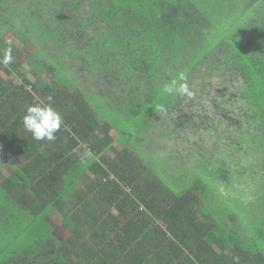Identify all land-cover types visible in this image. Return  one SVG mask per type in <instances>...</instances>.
<instances>
[{
    "label": "trees",
    "instance_id": "1",
    "mask_svg": "<svg viewBox=\"0 0 264 264\" xmlns=\"http://www.w3.org/2000/svg\"><path fill=\"white\" fill-rule=\"evenodd\" d=\"M6 1L0 264H264V2Z\"/></svg>",
    "mask_w": 264,
    "mask_h": 264
},
{
    "label": "clouds",
    "instance_id": "2",
    "mask_svg": "<svg viewBox=\"0 0 264 264\" xmlns=\"http://www.w3.org/2000/svg\"><path fill=\"white\" fill-rule=\"evenodd\" d=\"M0 62L5 65H9L13 62V56L10 50L4 52ZM172 91L182 95H192L186 83H181L174 89L170 88L169 92ZM50 99L51 98H49V100ZM22 123L25 130L31 133L33 139L37 141H54L56 139V133L61 130L63 125V118L50 103H38L27 106L26 113L22 118Z\"/></svg>",
    "mask_w": 264,
    "mask_h": 264
},
{
    "label": "rangeland",
    "instance_id": "3",
    "mask_svg": "<svg viewBox=\"0 0 264 264\" xmlns=\"http://www.w3.org/2000/svg\"><path fill=\"white\" fill-rule=\"evenodd\" d=\"M9 1V0H8ZM6 1V2H8ZM17 0H14L13 2H15ZM0 2H3V0H1ZM29 2V1H28ZM223 2H237V5H241L243 7H247V3L246 2H264V0H223ZM5 3V2H3ZM232 4V3H231ZM231 4H227L226 5V8L227 10L230 11V14H235V4L231 5ZM245 4V5H244ZM239 7L240 10L243 9V7ZM233 14V15H234ZM69 26V25H68ZM87 33H90L91 32V29H87L86 30ZM6 36L4 37L5 40H7V42L9 44H12L13 46L17 47L18 49L21 48V44L18 42V40H16V38L13 36V34L11 32H8L7 34H5ZM33 71V70H32ZM30 73V72H28ZM6 80H8L9 78L15 83L17 84L18 81H16V79H13L12 77H7V76H3ZM26 77L31 80V81H34V76H33V73H30V74H26ZM44 77L41 76V78H39L40 80H42V82L44 81L43 79ZM112 134L114 135V132H112ZM192 142H185L183 143L181 146L179 147H174L175 149L177 150H182L184 148H188L192 145ZM115 147L116 148H119V145L116 143L115 144ZM171 147V146H170ZM5 154L3 148H0V159H3V155ZM0 168H1V171L3 174H11L12 173V169L10 167V163L6 162L5 161V164H4V161L2 163V165H0ZM47 222L49 223V225L51 226L52 228V236L54 237L55 240H57L58 242L62 243L64 242L69 236H70V232L67 228H65L63 225H62V222H61V218L60 216L57 214V213H52L50 216H48L47 218ZM48 243L53 246L54 249H56V247L54 246V243L52 241H48Z\"/></svg>",
    "mask_w": 264,
    "mask_h": 264
}]
</instances>
